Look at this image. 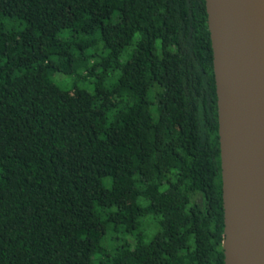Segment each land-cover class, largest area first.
I'll list each match as a JSON object with an SVG mask.
<instances>
[{
	"label": "trees",
	"instance_id": "16d2710c",
	"mask_svg": "<svg viewBox=\"0 0 264 264\" xmlns=\"http://www.w3.org/2000/svg\"><path fill=\"white\" fill-rule=\"evenodd\" d=\"M206 0H0V264H225Z\"/></svg>",
	"mask_w": 264,
	"mask_h": 264
},
{
	"label": "water",
	"instance_id": "95a60500",
	"mask_svg": "<svg viewBox=\"0 0 264 264\" xmlns=\"http://www.w3.org/2000/svg\"><path fill=\"white\" fill-rule=\"evenodd\" d=\"M218 99L225 264H264V0H206Z\"/></svg>",
	"mask_w": 264,
	"mask_h": 264
}]
</instances>
